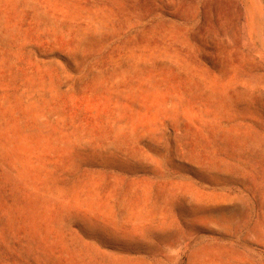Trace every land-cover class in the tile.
<instances>
[{
  "label": "rangeland",
  "instance_id": "obj_1",
  "mask_svg": "<svg viewBox=\"0 0 264 264\" xmlns=\"http://www.w3.org/2000/svg\"><path fill=\"white\" fill-rule=\"evenodd\" d=\"M0 264H264V0H0Z\"/></svg>",
  "mask_w": 264,
  "mask_h": 264
}]
</instances>
